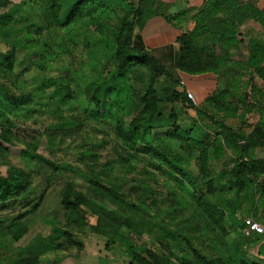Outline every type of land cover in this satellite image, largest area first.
<instances>
[{
  "label": "trees",
  "instance_id": "trees-1",
  "mask_svg": "<svg viewBox=\"0 0 264 264\" xmlns=\"http://www.w3.org/2000/svg\"><path fill=\"white\" fill-rule=\"evenodd\" d=\"M123 1L77 0L66 7L67 13L63 16L65 7L61 0H25L38 11L43 22L38 26L29 24L18 31H13L18 22L17 8L0 13V140L20 148L22 158L29 163L48 165L61 174L67 171L40 155L35 144L20 139L16 133L20 124L39 125L40 121H49L39 135L50 150L66 143L71 146L78 136L87 134V129L77 117V104L83 103L73 88V84L78 86L80 82V69L71 64L64 82L46 77L26 92L24 65L28 68L31 63L33 67L45 69L63 53L72 55L70 47L78 44L86 49L102 48L115 64L107 74L102 60L90 57L88 71L95 74L96 80L88 83L91 97L84 110L92 122L106 126L96 132L111 137V141L104 137L102 142L104 146L112 144L114 158L102 163L98 153L83 151L80 154L86 168L83 183L68 180L62 192L61 206L67 212L68 225L52 220L48 235H37L16 257H9L7 264H42L46 254L63 246L62 240L70 245L67 250L73 248L81 252L84 244L70 230L71 226L79 224L89 227L95 235L111 238L106 246L122 245L128 264H261L250 259L248 250L254 238H246L243 230L246 217L264 225V158L256 155V151L264 147L261 103L264 93L254 82L257 77L264 83V41L250 35L249 42L245 43L240 39V29L246 21L252 20L264 30V8L243 0H207L198 10L181 12L174 19L184 24L192 20L195 27L179 37V51L172 63L166 65L148 52L135 35L144 25V10L130 5L128 9L119 8ZM10 5L9 0H0V10ZM41 29L56 30L64 35L59 40L54 37L52 42L57 49L35 37V34L40 35ZM18 32L30 35L19 38ZM244 46L249 49L246 67L230 60V50ZM215 49L223 53L218 55ZM20 50L25 53L22 61L18 57ZM33 54L40 57L30 62L28 59ZM244 68L252 71L250 92L227 85L209 95L201 106L188 98L186 89L181 86L182 79H175L176 72L188 76L212 73L227 78V75L239 76ZM132 73L140 77L145 86L140 96L132 84ZM163 77L169 80V85L157 89V81ZM166 107L167 115L163 113ZM188 110L195 111L196 118H190L191 123L187 125L180 119H183L182 112L186 114ZM66 113L71 114V118H67ZM251 113H258L260 121L250 134L234 130L216 117L237 119L244 125ZM131 115L132 119L127 122L125 118ZM205 120L211 127L204 125ZM161 126L167 127L163 139L153 134ZM212 128L217 132L213 141L209 135ZM98 136L89 139L96 143L100 140ZM231 143L240 148L237 161L226 185H216L210 155L219 157L223 146L229 148ZM139 145L146 148V157L154 162L152 166L165 169L166 174L175 179L182 195L178 206L189 212L187 221L172 215V208L163 211L161 207L165 203L158 198L157 190L144 181L146 179L137 185L141 198L131 199L129 192L133 188L126 189L129 177L135 182L137 176H151L147 169L139 170L136 166L146 160L138 151ZM97 146V143L93 145ZM2 150L0 148V156ZM181 151L187 157L196 158L201 190L178 167L186 165ZM35 173L28 168L0 175V249L7 254L14 251V244L27 235L30 227L23 222L22 215L2 218L1 211L17 207L22 201L31 206L30 213L39 209L44 191L36 201L26 200ZM211 197H217L218 202L213 203ZM128 212L142 216L147 222L128 216ZM162 213L169 214V220L161 217ZM199 222H206L201 232L208 236V245L213 247L216 256H211L199 243ZM140 225L147 227L151 235L149 248L136 246L123 231V228L135 230ZM231 233L235 234L232 241L228 239Z\"/></svg>",
  "mask_w": 264,
  "mask_h": 264
},
{
  "label": "rangeland",
  "instance_id": "rangeland-1",
  "mask_svg": "<svg viewBox=\"0 0 264 264\" xmlns=\"http://www.w3.org/2000/svg\"><path fill=\"white\" fill-rule=\"evenodd\" d=\"M9 1L11 3L10 7L0 10V13H7L17 8L15 16L18 19V22L13 27V31H18L22 29V27H25L29 24H33L35 26L42 24L43 21L39 17L38 11L36 9H34V11L31 10L30 2L23 5L21 4L23 0ZM243 1L252 2L261 9L264 8V0ZM61 3L65 7L62 12V15L65 16V14L67 13L66 7L71 2L69 0H61ZM22 18L29 20L23 21ZM113 20L115 21V18ZM153 33L154 28L152 25H150L148 30L145 32V35H150L151 39H155ZM18 34L19 38L30 35L29 32H27V35L26 33L21 34V32H18ZM250 35H257L258 38L264 41L263 28L252 20L246 21L240 29V39L245 43H248V36ZM35 37H40L43 42H46L51 46L54 45L52 42L54 41V37L59 40L63 38L64 35L59 34V32H57L56 30L41 29L40 35L35 34ZM51 48L57 49L55 45L51 46ZM70 49L73 50L72 55L70 53H63L61 57H56L55 60L47 65L45 69H39L35 66L33 67V64L31 63L28 68H25V66H27V64H25L23 67V81L26 92L31 91L34 87H37L39 82L46 77H54L60 83H62L68 77L67 67L71 64H74V67H76L78 70L80 69V71H78L80 73V82L78 86L73 84V88L78 92L80 101L83 103L77 104L76 113L77 117H80V122L86 127L87 134H84L81 137L78 136L76 139L77 141L74 142L71 146L66 143L59 149L54 148L50 150L48 148V145L46 144V140L41 139L39 135V132L44 129L43 127L46 126L49 121H40L41 123L39 125H32L31 123L20 124L21 126L18 129V132H16L17 136L24 141L35 144L37 146V152L52 161L54 165L57 166V168H66L67 171H64L63 174L60 173V170H55L45 164L37 165L35 163H29L22 158L20 148L13 147L0 140V148L3 149L0 156V175L5 176L8 172L15 173L16 171H20L21 169L31 168L36 173L33 177L34 180L29 197H27L26 200L36 201L39 198L40 194L43 191L45 192L44 199L39 209L35 212L30 213L31 206L26 205L27 201L18 203L17 207L13 206L1 211L2 218H11L12 216L22 215L23 222L28 224L30 228L27 235L24 236L18 243L14 244V251L11 254H7L6 251L0 249V264H7V259L9 257H16L20 252V249L26 247L37 235H48L51 231L52 220L56 219L68 225L67 212L61 206L62 192L65 187L64 183L68 180H76L79 183H83L82 176L86 174V168L84 164H82V157L80 156L83 151H88L94 155L98 153L99 155H101L100 162L102 163L114 158V153L111 152L112 144L104 146L102 142V138L107 137V141L109 142L111 141V137L106 133L100 134L96 132V130L101 131L106 126L103 124L98 125L95 122H92L91 119H89L88 115L84 114L85 107L87 106V101L91 97V92L87 88L88 83L96 80L95 74L89 73L88 71L87 66L88 64H91L90 57L93 60H102V65H104V67L106 68L107 74L109 73V71L113 70L115 66L114 61L110 59L108 57V53H105L100 47L93 46L92 48L86 49L82 44H78L77 47H70ZM38 52H41V50H39ZM214 53L221 55L223 52L215 49ZM18 57L19 60L22 61V59H24L25 57V53L20 50ZM39 57L40 56H38L37 54H33L31 57H29L28 60L30 62H32L33 60L37 61ZM248 57L249 49L246 48V46L237 49L232 48L230 50V60L232 62H239L244 67H246L248 64ZM38 64L43 66V64L40 62ZM132 74V84L136 88V93L140 96L143 93L145 86L143 85L142 79H140V77L135 75V73ZM180 75H183V77H185L188 82H194L200 87L201 92L199 91L196 93L191 91L194 94V101H192L198 106L204 104L205 96H209L214 92L223 89L227 85L234 86L233 88H236V90L247 89L248 92H250V85L252 84L253 77L252 71H249L245 68L244 70L241 69L239 76L227 75V78L212 73L200 77L188 78V76L186 77V75L176 72L175 79H178L179 77L181 78ZM181 79L187 84L186 80H184L183 78ZM147 80L148 79H146L145 81L146 83ZM254 82H256L258 87H260L264 93V83L257 77H255ZM165 85H169V80L164 77L158 80L156 84L157 89H161ZM178 89L180 88L178 87ZM262 99L263 100L261 103L264 107V98ZM136 105H138V103ZM168 111L169 109L166 107L165 110H163V113L167 115ZM71 116V114L66 113L67 118H71ZM181 116H183V119H180V121H182L183 124L188 125L191 123L190 118H196V113L193 110H188L186 114H184L183 111ZM132 117L133 115L127 116L125 120L129 122ZM216 117L219 120H224L225 124L230 128L234 130H242L246 134H250L260 121V115L258 113H251L247 115L244 125H242V123L237 119H224L222 115H216ZM204 125L207 127H211L208 120L204 121ZM35 128H39L40 130H37ZM166 132L167 127L161 126V128L155 130L153 134L163 139L166 136ZM209 132L211 140L213 141L216 138L217 132H215L214 128L210 129ZM96 135H99L98 137L100 138V140L96 142L99 146L94 148L93 145L96 143L95 141L89 139V137H95ZM84 144L86 145L84 146ZM81 146H84V148H81ZM222 149L223 151L221 152V155H219V157H217V155L213 153L210 155V168L212 171V178L216 185H226V183L230 180L232 169L235 162L237 161V156L240 148L238 144L236 145V143H231L229 148L223 146ZM138 151L146 160L136 166H138L139 170L143 168L147 169L149 173H151V176H137L135 182H133L129 177L130 181H128L126 189H129L130 187L133 188V190L131 191L128 190L130 191L129 194L131 195V199L137 201L141 198L137 185L140 186L141 181L146 179L144 181L149 183L153 187V189L157 190L158 198L165 203V206L161 207L163 211H165L169 207L174 211L172 215H177L178 220L187 221L188 219H190L189 212L187 210H184V208H180L178 206L182 195L175 185V179L166 174L165 169L158 170L155 166L151 165L154 162L152 161V159L146 157V148L144 146L139 145ZM180 153L183 155V157H185L186 165L182 168L181 166L178 167L180 169H183L186 176L190 178L194 183H197L198 189L201 190V175L200 171L198 170V163L196 158L187 157L186 154L182 151ZM256 155L260 158H264V147L258 149L256 151ZM47 179H51V181L47 182ZM189 187H192V185L189 184ZM226 196H228V194ZM211 200L213 203L218 202L217 197H211ZM108 206L111 208L110 205ZM128 216H134L135 219L142 220V223L147 222L146 219H144L142 216H138L136 213L128 212ZM161 217H163L165 220H169V214L165 215L162 213ZM245 219H247V217ZM90 221H92V219H90ZM199 223L201 224L199 225L198 229L199 243L211 256H216L217 253L215 252L213 247L208 245V236L205 235V233L201 232V226L204 229L205 226L203 224H205L206 222ZM70 230L73 234L76 235L77 240L83 242L84 250H82L81 252H78L73 248L67 250L70 245L67 244L66 240H62L63 246L57 251L46 254L42 258V264H59L61 261V264H128L129 259L122 245H117L115 247L106 246L108 241L110 242L111 238L95 235L92 233L89 227L83 224H79L76 226L73 225L70 227ZM123 231L136 246H139L140 248H149L151 246V235L148 233L147 227L144 228L142 225H140V227H137L135 230L129 231L128 229L123 228ZM234 238L235 234L233 233H231L228 237L230 241H232ZM246 238L250 239L251 237ZM94 254L100 257L99 262L97 260L98 257L95 258ZM250 259L257 260V256L252 258L250 255Z\"/></svg>",
  "mask_w": 264,
  "mask_h": 264
},
{
  "label": "crops",
  "instance_id": "crops-1",
  "mask_svg": "<svg viewBox=\"0 0 264 264\" xmlns=\"http://www.w3.org/2000/svg\"><path fill=\"white\" fill-rule=\"evenodd\" d=\"M69 1L73 3L77 0ZM206 1L207 0H124L121 2L119 8L124 7L128 9L132 6L134 8L141 7L144 10L146 15L144 25L142 28L136 30L135 35L148 52L159 58L164 64L170 65L180 48V44L178 43L179 37L187 32H191L195 27V23L192 20L184 24L175 20L174 17L189 9L198 10L205 5ZM21 4L24 5L25 0H23ZM30 8L33 11L35 9L32 4ZM150 25L154 28L153 35L155 39H151L150 35H145ZM180 76L186 80L187 88L190 91L196 93L199 91L201 92L200 87L196 83L188 82L183 75ZM187 76L188 75H186V77ZM200 76H188V78ZM207 97L208 95L205 96V99ZM253 238L254 241L250 244L248 253L252 258L255 256H264V236L254 235ZM94 257H98L97 260L98 262L100 261L98 255L94 254Z\"/></svg>",
  "mask_w": 264,
  "mask_h": 264
},
{
  "label": "built area",
  "instance_id": "built-area-1",
  "mask_svg": "<svg viewBox=\"0 0 264 264\" xmlns=\"http://www.w3.org/2000/svg\"><path fill=\"white\" fill-rule=\"evenodd\" d=\"M181 86L186 89L187 96L190 100L194 101V94L187 88L185 81L181 80ZM245 227L243 233L246 237H252L254 235L264 236V225L260 224L253 218L245 219ZM257 260L264 264V256H257Z\"/></svg>",
  "mask_w": 264,
  "mask_h": 264
}]
</instances>
